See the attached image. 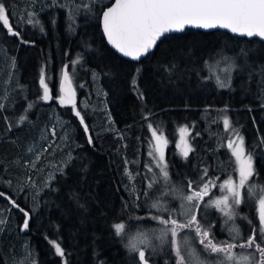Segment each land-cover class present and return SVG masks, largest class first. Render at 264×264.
Returning a JSON list of instances; mask_svg holds the SVG:
<instances>
[{
    "label": "trees",
    "instance_id": "16d2710c",
    "mask_svg": "<svg viewBox=\"0 0 264 264\" xmlns=\"http://www.w3.org/2000/svg\"><path fill=\"white\" fill-rule=\"evenodd\" d=\"M112 2L4 0L13 27L28 43L0 27V49L4 50L0 55V97H6L0 99L5 105L0 110V192L29 211L31 219L28 230H22L23 214L0 198V217L5 221L0 224V264H31V260L62 264L49 240L61 243L68 264H136L135 254L124 247L126 241L114 234L112 225L138 223L141 221L129 217L148 215L145 170L154 163L148 155L149 122L168 140L165 157L173 181L195 179L205 167L209 176L219 177L218 183L235 179L237 165L227 148L228 140L235 138V128L244 138L246 153L253 157L256 174L249 183L264 185V92L257 86L264 67V43L221 31L188 29L164 37L141 62H130L109 48L102 33L100 17ZM31 11L37 13L43 31L39 24L18 22ZM241 50L247 52L246 57ZM225 56L239 66L233 73L232 89L201 79L210 75L205 62L214 64ZM77 57L82 59L73 65ZM64 65L73 76L76 106L89 126L91 145L72 107L55 109L52 101L37 100L42 94L38 84L42 68L54 99H58ZM30 102L35 106L28 109ZM25 114L27 120L17 126L18 117ZM225 115L231 123L228 130L222 123ZM4 116L13 125L11 131L6 130ZM56 116L64 119L62 130L54 123ZM185 125L191 129L188 137L194 149L186 160L178 147L179 129ZM53 128L64 142L57 146L63 150L62 156L52 160L69 158L70 162L62 170L63 165L54 169L50 185L35 192L28 183L26 164L33 159L28 149L38 146L50 156L54 152L50 145ZM216 193L220 194L218 189L212 191ZM237 211L236 224L247 237L251 226L259 227L257 207L246 202ZM211 230L216 240L227 239L219 228ZM164 249L170 255L166 246Z\"/></svg>",
    "mask_w": 264,
    "mask_h": 264
},
{
    "label": "snow or ice",
    "instance_id": "6c2138e0",
    "mask_svg": "<svg viewBox=\"0 0 264 264\" xmlns=\"http://www.w3.org/2000/svg\"><path fill=\"white\" fill-rule=\"evenodd\" d=\"M102 20L103 33L108 43L123 56L139 61L166 34L183 31L186 26L203 29L222 28L241 36L264 38V0H115L111 7L103 11ZM18 22L33 26L39 24L40 30L43 31V25L35 11L27 12L26 17H19ZM0 27L6 30L7 35L16 36L21 43H28L13 27L10 10L4 0H0ZM69 29L72 30L71 25ZM3 54L4 50L0 49V55ZM241 55L246 57L247 52L241 50ZM81 59L82 57H77L72 62L73 65L80 63ZM222 62L223 67H221ZM205 66L210 71V75L201 79L214 80L216 86L221 89H232L233 73L239 68L235 59L225 56L222 61H216L214 64L205 62ZM171 67L175 70L177 66L173 64ZM139 71L137 69V72ZM61 76L58 103L61 106L70 105L75 109L74 115L79 119L87 135V143L91 145L92 134L84 116L77 109L76 89L68 65L63 66ZM169 77L171 79V73ZM248 82H251V74L248 76ZM38 84L42 94L37 96V100L53 101L54 97L43 68ZM257 86L264 92V67H261ZM34 106L35 102H30L27 108L31 109ZM4 108L5 105L0 103V110ZM223 111L226 112L227 108ZM150 115L151 113L146 115L145 120ZM3 119L6 130L11 131L12 123L8 122L7 116ZM26 120L27 115H21L18 117L17 126L23 125ZM222 123L225 130L231 127L226 115L222 117ZM147 127L151 133L148 155L154 161V164L147 166L151 175L148 177L144 192L148 215L130 216L129 220L149 219L156 222L157 227L145 230L137 226L133 229L123 221L112 225L114 234L126 241L124 247L130 254H135L136 264H150L152 257L158 251L164 250L165 246L171 255V264H264V185L249 183L256 174L254 162L251 153L246 154L244 138L239 131L232 128L235 138L229 139L227 143L231 156L235 158L238 180L227 178L218 183L219 177L209 176L205 167L198 171L197 178H185L175 182L171 178L165 157L167 138L162 130L158 131L152 123L149 122ZM179 133L182 144L181 155L186 160L194 151L191 143L186 139L187 136H191V129L185 125L179 129ZM52 135H55V128L52 129ZM261 142L264 143V138H261ZM28 151L32 152L33 148L30 147ZM36 158L39 159L38 154ZM128 175L131 177V173ZM2 182L0 179V183ZM7 184L10 187L11 181ZM213 189H218L220 195H213ZM149 191H152V196H149ZM0 198L6 199L11 207H15L23 214L22 230H28L31 219L29 211L22 208L5 192H0ZM135 199L139 200L140 196L137 195ZM246 202L257 207L259 227L251 226L252 222L248 221L251 230L250 234L244 237L236 224V219L239 217L237 209ZM136 206L140 207V205ZM202 206L204 212L201 211ZM209 208H215L223 217V224L227 227L222 228L221 231L227 232L228 240L215 239L211 232V228L215 225L207 221L205 216ZM3 223L5 221L0 217V224ZM48 242L54 248L55 254L62 258V264H68L61 243L57 240ZM27 255L30 257L31 253ZM20 264H23V261ZM31 264H35V261L31 260ZM164 264H170L169 260H165Z\"/></svg>",
    "mask_w": 264,
    "mask_h": 264
},
{
    "label": "rangeland",
    "instance_id": "374dc122",
    "mask_svg": "<svg viewBox=\"0 0 264 264\" xmlns=\"http://www.w3.org/2000/svg\"><path fill=\"white\" fill-rule=\"evenodd\" d=\"M76 96H77V93H76ZM68 107H71V106L69 105ZM73 112H75V109L73 110ZM54 120H55L54 123H56V126L58 128H60V130H62L65 127L66 124L64 123V119L61 118L60 116H56L54 118ZM163 124H165V123H163ZM51 133H52V131H51ZM186 139L189 141L188 136L186 137ZM62 142H64V140H62V138L57 135V131H56L55 135L53 136V141L51 142L52 144H50L51 146L54 147V152L51 153L50 156H46L44 154V152L42 153L41 149H40L41 147L36 146L33 148V151H32L33 159L30 163L26 164V167H28L27 173L29 174L28 175V183H30L32 185L33 191L40 192V191L44 190L45 188H47L50 185L51 181L54 179V174H53L54 169L58 170L59 166L63 165L62 168H60V170H62V169H64V167H66L65 165L70 162L69 158L59 159L57 161L52 160V158H59L62 156L63 150H59V147H60ZM57 146H59V147H57ZM178 147H179V150L181 152L182 144H181L180 135H179V139H178ZM166 148H167V146H166ZM166 148H165V154H166ZM37 154L39 155V159L36 158ZM33 164L35 165L34 167L32 166ZM39 164H42V165H39ZM152 164H154V163H152ZM154 171H155V169H154ZM145 175H146V177H149L151 175V173H148V170L146 169ZM236 175L237 176H236L235 180H238V171H237ZM179 181L180 180L178 179L177 182H179ZM152 191H154V190H152ZM152 191L149 192V196H152ZM215 195L218 196L220 194L216 193ZM206 199H208V198H206ZM145 202H146V200H145ZM201 211L202 212L205 211L203 206L201 208ZM205 216H206L207 221H209L211 224L215 225L213 228H215V227L219 228V230L221 232L219 234L222 235V238L224 237V235H226V237H227L226 240H228L229 237H228L227 232L221 231L222 228H225L227 226L223 224V217H221V215L218 213V211L215 208H209V209H207ZM129 226L132 227L133 229H135L137 226H139V227L147 230V229L157 227V224L155 225L154 223L141 221L138 223L137 222L131 223V224H129ZM205 226H207V224ZM211 232H212V230H211ZM244 234L242 233L243 236H244ZM147 255H148V253H146V256ZM165 260H169V262L171 264V255H169L167 253L166 249H164L162 251H158L156 253V255H154L152 257V259L150 260V264H164Z\"/></svg>",
    "mask_w": 264,
    "mask_h": 264
},
{
    "label": "water",
    "instance_id": "95a60500",
    "mask_svg": "<svg viewBox=\"0 0 264 264\" xmlns=\"http://www.w3.org/2000/svg\"><path fill=\"white\" fill-rule=\"evenodd\" d=\"M114 3H115V0H113L112 4H111L109 7H111ZM106 10H107V9H106ZM106 10H105V11H106ZM100 25H101V29H102V33H103V20H102V15H101V17H100ZM188 29L199 30V31H203V32H215V31H221V32L228 33V34H230L231 36L236 37V38H243V39H247V40H250V41H252V40H259L260 42H263V43H264V38H260V37H246V36H241V35H239V34L232 33V32H231L230 30H228V29H222V28L203 29V28H196V27H194V26H186V27L184 28L183 31L171 32V33L166 34V36H168V35H173V34H180V33L185 32V31L188 30ZM103 36H104V39H105L107 45L109 46L110 49L113 50V52H115L119 57H121V58H123V59H125V60H127V61L134 62V63L141 62L144 58H146L149 54H151V53L156 49L157 45L161 42V40L164 38V37H163L160 41H158L157 44H156V46H155V47H154V48H153V49H152V50H151L146 56L141 57V59H140L139 61H137V60H133V59L130 58V57H125V56H123L122 53H119L115 48H113V46H112L111 44L108 43L107 38H106V36H105L104 33H103ZM166 36H165V37H166ZM53 100H55V99H53Z\"/></svg>",
    "mask_w": 264,
    "mask_h": 264
},
{
    "label": "flooded vegetation",
    "instance_id": "af4514ba",
    "mask_svg": "<svg viewBox=\"0 0 264 264\" xmlns=\"http://www.w3.org/2000/svg\"><path fill=\"white\" fill-rule=\"evenodd\" d=\"M76 98H77V96H76ZM78 100V99H77ZM78 102V101H77ZM52 107L53 108H58V107H63V106H61V105H59V103H58V99H56V100H53L52 101Z\"/></svg>",
    "mask_w": 264,
    "mask_h": 264
}]
</instances>
